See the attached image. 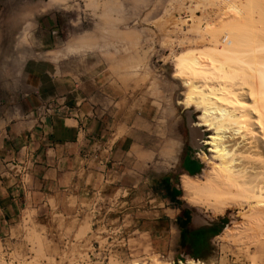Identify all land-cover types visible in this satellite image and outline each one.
I'll use <instances>...</instances> for the list:
<instances>
[{"label":"crops","instance_id":"obj_1","mask_svg":"<svg viewBox=\"0 0 264 264\" xmlns=\"http://www.w3.org/2000/svg\"><path fill=\"white\" fill-rule=\"evenodd\" d=\"M28 18L22 8L0 10V243L35 225L72 241L84 231L83 241L99 245L114 236L134 250L181 247L179 221L190 209L169 195L204 169L188 109L153 76L127 70L123 57L93 52L125 48L98 33H76L65 51L20 61L29 50L14 35ZM45 22L49 47L57 32ZM132 33L140 48L155 31ZM191 217L193 230L211 226L194 227Z\"/></svg>","mask_w":264,"mask_h":264},{"label":"rangeland","instance_id":"obj_2","mask_svg":"<svg viewBox=\"0 0 264 264\" xmlns=\"http://www.w3.org/2000/svg\"><path fill=\"white\" fill-rule=\"evenodd\" d=\"M67 2L50 6L49 0H0L2 16L8 14L11 8H22L29 14L25 24V33L19 34L18 38H16L17 35H14V41L17 45H23L29 50V55L24 51L19 55L20 61H25L28 56L40 55L44 50L54 51V48H59V50L65 51L64 48L68 41L74 39L76 33L83 31L98 33V38L102 39V43L108 46L116 47L121 46L122 43L125 44V48H108L93 52L102 54L105 58L123 57L127 64V70L135 69L137 72L153 76V79L157 81V86L163 85L174 103L188 109L190 125H196L200 135L199 147L195 149V156L203 162L204 166L201 174L194 177L199 178L198 180H204L205 174L211 170V165L204 160V154L210 158L213 155L209 151L211 146L206 144L212 132L207 131V127L201 124V109L198 110L195 106L185 104V99L190 94V87L185 84L186 76L182 72L181 55L187 50H194L199 53L201 49L209 56L214 57L216 55L214 58L222 56L219 53L215 54L211 43L206 39L216 33L218 36L226 33L225 29H231L232 24H227L228 27L224 28L225 23L224 29L220 26L219 31L215 30L216 32L213 31L214 33L211 32V34L204 30L208 21L215 22V25L218 23L217 19L223 11L221 10L222 6H224L221 5V1L67 0ZM192 10L193 13H191ZM217 12L219 14H216ZM36 13L41 16L36 18ZM43 20L46 21V26L50 27V31L55 30L57 32L55 35L51 34V37L57 40L55 43H51L49 47L42 46L47 32L44 30L45 25L39 23ZM221 28L225 31H222ZM134 29L147 31L151 29L155 33L148 35L150 37L148 40L142 39L140 48H133V45L138 46V44H134L138 41L132 33ZM230 31L232 29L227 33ZM207 41L209 44L205 43ZM208 48L212 50V53ZM73 52L77 54L88 53L85 49ZM206 56L203 57L204 61L207 59L206 62H212L211 58ZM20 67L21 64L13 67V76L17 75ZM181 191L182 206L190 209L195 221L199 220L197 221L199 224L196 222L193 224L194 227L216 225L218 230L222 227L221 233L213 237L212 248L206 252L205 259L192 258L188 255L189 252L180 246L174 248L173 251L134 250L126 242L113 241L114 236L110 238L109 242L105 244L102 242L99 245L91 242L90 239L83 241V238L87 237V233L84 231L76 236L80 240L72 241L68 232L58 233L54 230L39 229L35 225H30L26 227L21 236H13L12 239L0 243V264H133L135 262L151 264L154 261L162 264H180L181 262L187 263L191 259L201 261L203 264H264V260L261 261L258 257L259 254L255 245L250 244L252 236L253 239L256 236L255 240L259 244L263 238L257 233L252 235L250 232L249 234L243 231V234L242 232L238 233L240 232L238 230L239 225L242 227V224L245 223L241 217L243 211L229 209L222 215H215L208 210L192 207L183 187H181ZM222 220L225 221V224ZM245 234L248 238L250 235L251 237L248 239ZM243 235L245 238H242ZM240 238L242 239L240 240Z\"/></svg>","mask_w":264,"mask_h":264},{"label":"bare ground","instance_id":"obj_3","mask_svg":"<svg viewBox=\"0 0 264 264\" xmlns=\"http://www.w3.org/2000/svg\"><path fill=\"white\" fill-rule=\"evenodd\" d=\"M49 1L51 5L67 2ZM220 1L224 6L222 13L219 11L221 14L216 13L220 15H217L218 23L215 25V22L208 21L204 30L211 34L215 30L219 31L220 26L223 28L225 23L224 28L232 24L229 33L230 27L220 36L213 32L206 39L215 54L222 56L214 58L216 55L209 56L201 49L199 53L187 50L181 55L185 84L190 87L185 104L201 109V124L212 132L206 144L211 146L209 151L213 153L211 158L204 154L205 162L211 165L204 180L187 174L183 177L182 187L189 197V204L194 208L205 209L215 215H222L229 209L243 211L241 217L245 223L242 227L239 225L240 232H236L257 233L263 238L259 244L255 240L256 236L253 239L250 235V244L255 245L258 257L263 261L264 0ZM205 55L212 62H206L207 59L204 61ZM197 221L196 224H199ZM151 264L162 263L154 261ZM180 264L203 263L191 259Z\"/></svg>","mask_w":264,"mask_h":264},{"label":"trees","instance_id":"obj_4","mask_svg":"<svg viewBox=\"0 0 264 264\" xmlns=\"http://www.w3.org/2000/svg\"><path fill=\"white\" fill-rule=\"evenodd\" d=\"M181 195V190H173L169 196L179 205H182V201L177 199V197ZM191 219L192 217L190 210L185 209L182 213V221L181 219L179 221V226L181 229L180 245L189 252L188 255H190L192 258L205 259L207 256L206 252L212 248L211 240L213 237L217 236V234L219 235L221 233L222 227L220 230H218L216 225H212L209 227L200 228L198 230H193L190 227L192 221ZM223 224H225V221H223Z\"/></svg>","mask_w":264,"mask_h":264}]
</instances>
